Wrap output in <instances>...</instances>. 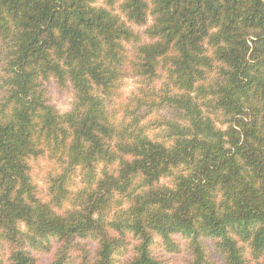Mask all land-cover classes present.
<instances>
[{
  "label": "trees",
  "instance_id": "16d2710c",
  "mask_svg": "<svg viewBox=\"0 0 264 264\" xmlns=\"http://www.w3.org/2000/svg\"><path fill=\"white\" fill-rule=\"evenodd\" d=\"M0 264H264V0H0Z\"/></svg>",
  "mask_w": 264,
  "mask_h": 264
},
{
  "label": "rangeland",
  "instance_id": "374dc122",
  "mask_svg": "<svg viewBox=\"0 0 264 264\" xmlns=\"http://www.w3.org/2000/svg\"><path fill=\"white\" fill-rule=\"evenodd\" d=\"M44 86L48 91L51 102L57 107V109L62 112L67 111L72 100L71 93H69L68 91H60L58 87L53 83V81L45 83ZM136 87L137 84L134 80H126L123 82L122 91L124 94H128Z\"/></svg>",
  "mask_w": 264,
  "mask_h": 264
}]
</instances>
